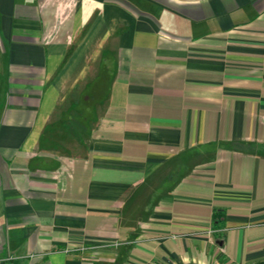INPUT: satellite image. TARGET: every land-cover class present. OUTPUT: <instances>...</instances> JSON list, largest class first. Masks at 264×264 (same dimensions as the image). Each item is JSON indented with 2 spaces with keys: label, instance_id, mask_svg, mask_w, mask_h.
Here are the masks:
<instances>
[{
  "label": "crops",
  "instance_id": "obj_1",
  "mask_svg": "<svg viewBox=\"0 0 264 264\" xmlns=\"http://www.w3.org/2000/svg\"><path fill=\"white\" fill-rule=\"evenodd\" d=\"M0 264H264V0H0Z\"/></svg>",
  "mask_w": 264,
  "mask_h": 264
},
{
  "label": "rangeland",
  "instance_id": "obj_2",
  "mask_svg": "<svg viewBox=\"0 0 264 264\" xmlns=\"http://www.w3.org/2000/svg\"><path fill=\"white\" fill-rule=\"evenodd\" d=\"M82 94L80 90L71 94L65 104L55 113L47 130H45L44 138L50 143L53 142L51 146L53 150L57 148L60 152H65L67 145L64 143L70 138V135L79 136L81 134V131H73L66 128L71 120H85L84 122L87 124L92 117V115L81 113L83 107L89 102V99H85Z\"/></svg>",
  "mask_w": 264,
  "mask_h": 264
},
{
  "label": "trees",
  "instance_id": "obj_3",
  "mask_svg": "<svg viewBox=\"0 0 264 264\" xmlns=\"http://www.w3.org/2000/svg\"><path fill=\"white\" fill-rule=\"evenodd\" d=\"M216 222H220V217H218V218H216V216H215V218H214V225L216 226Z\"/></svg>",
  "mask_w": 264,
  "mask_h": 264
}]
</instances>
